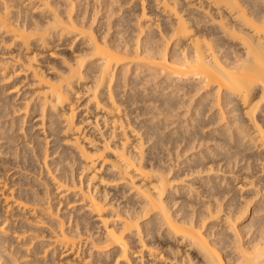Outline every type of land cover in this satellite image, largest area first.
Listing matches in <instances>:
<instances>
[{
  "label": "bare ground",
  "instance_id": "6f19581e",
  "mask_svg": "<svg viewBox=\"0 0 264 264\" xmlns=\"http://www.w3.org/2000/svg\"><path fill=\"white\" fill-rule=\"evenodd\" d=\"M0 264H264V0H0Z\"/></svg>",
  "mask_w": 264,
  "mask_h": 264
},
{
  "label": "rangeland",
  "instance_id": "374dc122",
  "mask_svg": "<svg viewBox=\"0 0 264 264\" xmlns=\"http://www.w3.org/2000/svg\"><path fill=\"white\" fill-rule=\"evenodd\" d=\"M122 200H124V199H122Z\"/></svg>",
  "mask_w": 264,
  "mask_h": 264
}]
</instances>
